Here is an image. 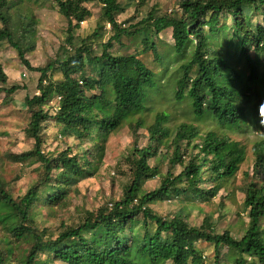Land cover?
Instances as JSON below:
<instances>
[{"label":"trees","instance_id":"obj_1","mask_svg":"<svg viewBox=\"0 0 264 264\" xmlns=\"http://www.w3.org/2000/svg\"><path fill=\"white\" fill-rule=\"evenodd\" d=\"M31 1L54 5L67 21V36L54 58L42 67H31L26 56L36 48V19L22 0H0V45L13 49L19 62L39 75L37 94L26 95L23 101L28 117L24 136L32 141V148L6 156L11 163L38 164V178L19 199L0 182V224L7 233L0 237V264H201L196 246L200 240L214 246L216 264L222 246L231 264H264V183L245 184L242 205L248 220L239 239L228 230L217 233L209 220L195 227L180 216L164 219L150 207L156 200L214 197L218 188L202 189V177L208 175V182L226 181L245 161V147L228 132L242 130L248 122L264 126V69L259 60L264 56V0H175L171 14L157 16L151 11L127 27H121L117 20L125 11L121 1L97 0L100 20L78 46L73 31L90 17L86 4L94 0ZM132 1L138 11L148 0ZM226 15L231 17L230 26L224 22ZM257 15L261 22L253 24ZM106 25L110 36L96 54L89 42ZM166 29H171L175 55L182 56L190 48L179 66L175 99H186L197 119L211 118L220 131L203 135L193 146L195 156L185 160L184 146H190L200 132L183 124L171 138L165 127L168 116L157 115L147 128V144L134 147L126 158L129 183L124 185L121 198L86 213L81 222L64 227L55 238L47 235L46 230L37 228L30 213L37 206H58L66 200L69 186L90 177L93 170L91 161L83 153H75L72 146L56 155L42 153L44 125L53 120L65 141L96 137L104 142L132 115L143 113L148 91L156 89L155 73L139 55H112L110 49L113 44L122 45L124 38L138 37L139 53H151L159 60L156 40ZM212 37L238 51L246 73L226 62L212 46ZM56 73L60 77L55 80ZM22 89L8 85L0 63L3 101L11 102L13 94ZM141 126L137 120L136 127ZM168 141L173 147L169 170L156 189L143 192L147 181L161 176L159 167L148 161L160 155L159 148ZM253 155L257 174L264 170V140L254 145ZM177 165L181 171L174 176ZM137 221L143 226L140 235L131 226Z\"/></svg>","mask_w":264,"mask_h":264},{"label":"rangeland","instance_id":"obj_2","mask_svg":"<svg viewBox=\"0 0 264 264\" xmlns=\"http://www.w3.org/2000/svg\"><path fill=\"white\" fill-rule=\"evenodd\" d=\"M27 1L29 2V0H22L25 8H28L36 19L37 41L35 50L27 54L26 58L31 67H42L48 60L55 57L59 46L66 38L67 21L51 3H35L31 0L30 3H26ZM119 1L125 5L124 13L117 17L121 27L135 24L151 11H154L157 16H161L171 14L175 8V0H148L138 11L135 10L132 0ZM86 6L91 15L82 22L78 29L73 31L76 46L80 45L82 39L92 34L100 20L101 5L99 1H91ZM225 18V24L230 26L231 17L226 15ZM257 22H261L260 15L252 18L253 24ZM109 30V25H106L99 36L89 42L96 54H100L102 44L108 40ZM157 38L156 52L159 60L155 59L151 53L143 55L139 53L141 46L138 37L124 38L121 41L122 45L113 44L110 49L112 55H139L140 60L155 73L156 89L148 91L146 109L143 113L132 115L120 129L109 133L104 142H99L96 137L83 141L70 138L65 141L60 137L59 127L53 120L44 125L42 153L56 155L69 145L73 147L75 153H83L84 157L91 161L93 170L90 177L81 178L74 185L69 186L66 200L58 206H37L30 213L37 228L46 230L47 235L55 238L64 227L75 226L81 222L86 213L121 198L124 185L129 183L126 158L134 147L140 149L147 144V128L154 124L157 115L168 116L165 127L169 130L171 138L183 124L194 126L200 132L197 139L190 143V146H184L183 158L185 160L190 156H195L197 150L193 146L200 142L203 135L211 131H220V127L211 118L197 119L186 99L177 101L174 97L175 82L181 75L179 66L189 56L190 48L182 56L175 55L171 29L162 31ZM211 40H213L212 46L221 53L231 67H234L238 72L246 73V64L233 46H229L223 40H216L214 37ZM259 60L262 64L261 69H264V56H261ZM0 63L8 77V85H18L24 88L13 94V99L9 103H5L4 95H0V182L8 186L14 199H19L37 180L39 167L38 164L11 163L6 159V156L20 154L32 148V141L24 136L28 117L23 107V101L26 95L37 94L36 86L39 75L22 65L16 52L6 44L0 45ZM59 77L58 73L53 76L55 80ZM137 120L142 124L140 128L136 127ZM228 133L232 140L240 142L246 149L245 161L240 165L238 172L223 182H208V175H204L201 187L205 190L217 187L218 190L214 197L205 195L202 198L190 196L186 199L181 197L179 199L156 200L150 206L154 213L167 220L174 216H180L189 225L195 227L200 226L206 219L211 222L217 233L228 230L235 239L241 237L248 220L242 205L245 184L249 181H254L257 184L264 183V170H260L257 174L253 171V147L257 142L264 140V126L248 122V125L244 126L242 130L235 129ZM170 142H166V146L159 148L160 155L148 161L151 166L156 164L159 167L161 176L147 181L142 187L143 192L156 189L160 184V178L164 177L169 170L168 160L173 148ZM180 171L181 166H175L174 176ZM1 226L0 224V237H3L7 233ZM131 226L137 235L143 232L140 221ZM261 226L264 227V220L261 221ZM196 246L202 255L201 264H216L212 244L200 240L196 242ZM219 256L218 264H231L230 259L227 258L228 253L225 247L220 248Z\"/></svg>","mask_w":264,"mask_h":264}]
</instances>
